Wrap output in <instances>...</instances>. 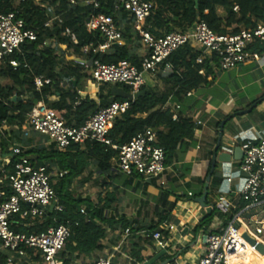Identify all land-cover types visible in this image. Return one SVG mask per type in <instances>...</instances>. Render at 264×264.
<instances>
[{"label":"trees","instance_id":"obj_1","mask_svg":"<svg viewBox=\"0 0 264 264\" xmlns=\"http://www.w3.org/2000/svg\"><path fill=\"white\" fill-rule=\"evenodd\" d=\"M83 1L75 0L72 4L71 0H0V14L18 11V17L24 20L26 29L35 31L37 35L35 42L24 44L22 51L10 55L0 66V123L6 121L11 125L25 126L34 106L38 102H44L50 108L64 112L66 125L80 127L90 115L102 107L95 100L80 99L74 91L75 82L91 77L85 65L97 60L105 64L127 61L140 66V58L135 56L127 45L113 44L104 53L98 51L105 40L99 33L89 32L85 28V23L91 16L106 14L116 20L118 13L127 12L112 0H97L98 8L93 4L84 5ZM146 1L153 4L146 25L155 36L176 31L185 32L199 19L204 20L211 30L221 35L236 34L242 28L250 29L264 23V0ZM218 8L223 10L224 15L218 12ZM55 17L61 22L53 21L46 26ZM47 41L55 43L56 46H43ZM61 46H65V49L62 50ZM253 48L260 50L262 46L257 42ZM200 55L201 53L191 45H186L169 58L173 69L168 80L172 84L173 96L179 101H183L190 92L212 83L208 80L214 74L210 65L211 60L206 57L203 63L199 64L197 59ZM69 57L73 59L69 60ZM12 60L18 63L17 67L10 65ZM162 68L163 66L159 67ZM36 77L50 80V83L37 90L34 84ZM1 79L7 80L8 83L3 84ZM101 85V90L110 88L118 93L108 104L131 98V87L126 84ZM53 96H56V99L50 100L49 97ZM102 97L101 91L100 98ZM159 105L157 95L146 85L142 86L129 110L114 121L108 138L120 148L145 128H154L158 131L157 146L165 151V164L171 166L181 145L194 137L196 125L186 113H182V110L175 113L171 109H157ZM17 150L29 156L32 161L36 160L38 166L46 167L48 172L55 165L67 175L56 183L51 180L58 202L63 207L62 213L48 209L41 217L21 219L16 215L10 225L14 232L41 234L51 227L69 226L73 233L62 252L61 259H64L68 252L84 254L103 252L105 246L102 241L109 229L140 230L139 227H133L128 220H116L110 215L117 201L115 189L101 191L96 203L89 198L75 197L74 191L70 189L76 178L82 176L89 166L105 172L118 168L115 161L118 150L95 142L86 143L82 147L73 145L66 153L58 152L53 145L29 148L27 151ZM13 154L11 163L0 172L1 187L9 195L12 189L6 176L14 171L15 164L20 158L17 153ZM239 163L237 162V166ZM134 176L139 175L133 174L130 177ZM214 179L220 180L218 177ZM82 209L85 213L81 212ZM215 215L223 219L225 225L228 224L223 213ZM213 216L214 214L209 216L206 223H210ZM162 220L164 219L160 218L159 223L147 228L148 241H154L156 233L164 234L159 227ZM29 252L32 254L34 250L31 249ZM258 255L264 260V256ZM135 256L138 262H141L140 253H136ZM18 258V255L0 246V264H9V259H12V264H18ZM37 259L43 263L39 256ZM63 264H69L68 260L65 259Z\"/></svg>","mask_w":264,"mask_h":264},{"label":"built area","instance_id":"obj_2","mask_svg":"<svg viewBox=\"0 0 264 264\" xmlns=\"http://www.w3.org/2000/svg\"><path fill=\"white\" fill-rule=\"evenodd\" d=\"M112 1L133 17L134 29L148 49V53L140 66L132 65L127 61L105 64L93 60L85 67L97 83L130 86L131 98L100 107L80 127L66 125L63 111L50 108L44 102H38L29 114L28 124L23 128L47 137L48 144L53 145L60 153L68 152L73 145L82 147L89 142L110 146L119 151L115 159L119 172L127 176L136 174L147 180L161 181L167 166L165 151L157 146L158 131L147 127L137 133L129 143L119 148L108 138V132L114 121L125 114L134 103L140 88L146 84L147 74L158 72L160 66H163L162 70L171 72L173 68L169 63L170 56L186 45L199 47L208 54L211 64L218 66L222 71L233 70L250 61L259 60V55L250 48L255 42L264 43V23H259L250 29L243 28L236 34L221 35L211 30L204 20L199 19L185 32L176 31L155 36L146 26L153 9L151 2ZM71 3L74 4L75 0H71ZM83 4L99 7L97 0H84ZM18 14V11L0 14V64L15 52L22 51L27 42L37 40L35 31L26 29L24 20L18 17ZM53 21L61 22L55 17L46 26ZM85 28L103 37L105 42L98 49L102 53L109 50L113 44H121L123 40L115 19L106 14L91 16L86 21ZM49 45L45 42L43 46ZM85 50L87 51L88 47ZM203 61L204 55L201 54L197 62L202 64ZM10 65L17 67L18 63L12 60ZM49 83L50 80L42 77L34 79L37 90ZM174 118L176 119V115ZM8 131V123L6 121L0 123V135L3 138H9ZM241 149L243 158L240 160L239 168L227 178V181L231 183L234 176L241 177L242 185L239 191L229 189L227 195H221L214 205L215 211L223 214L232 211L233 217L224 228L207 235L204 253L197 264H230L234 258H244L248 249L264 256V253L258 249L259 245L264 247V221L246 223L242 216L245 210L239 212L242 204H246L247 210L264 201V137L258 140H245ZM6 180L10 183L12 193L7 194L1 187L2 180H0V246L15 253L19 258L25 257L32 249L40 255L44 264H63L61 255L73 233L69 226L51 227L41 234L17 233L10 227L11 220L16 215L21 219L41 217L53 203H56L54 211L62 213L63 207L58 202L51 181L52 176L47 168L38 166L29 156L21 155L14 171L6 176ZM161 184L164 185L165 182L162 181ZM231 194L235 197H231ZM81 212L85 213V210L82 209ZM237 223L240 224L238 228H236ZM130 232V229L125 230L126 238L130 236ZM248 239L254 241V244ZM154 240L160 247L166 246L160 233L154 235ZM8 263L12 264V259H9ZM94 264H113V261L111 257H100Z\"/></svg>","mask_w":264,"mask_h":264},{"label":"crops","instance_id":"obj_3","mask_svg":"<svg viewBox=\"0 0 264 264\" xmlns=\"http://www.w3.org/2000/svg\"><path fill=\"white\" fill-rule=\"evenodd\" d=\"M218 12L224 15L221 8H218ZM115 21L123 34V40L119 45H127L142 61L148 49L134 29L133 17L128 13L120 12ZM47 42L51 46L52 42ZM259 44L262 46L260 50H255L253 45L250 48L259 55V60L250 61L229 71H222L218 66L210 64L214 72L208 78L212 81L211 85L190 92L183 101H179L171 92L172 84L168 80L170 71L159 69L154 74H147L145 85L160 101L157 109H171L175 113L182 110V113H186L196 125L194 137L181 145L174 164L167 166L161 181L147 180L141 176L130 177L119 172L118 168L107 172L98 171L94 166H89L82 176L76 178L70 187L72 191L88 189L92 186L98 187L100 192L105 189L109 191L115 189L117 201L110 215L116 220L126 219L133 227H139L140 230H130V236L126 238L125 230L130 228L109 229L106 238L102 241L105 246L103 252L92 254L68 252L65 258L61 259L62 262L66 259L69 264H94L98 258L105 256L111 257L113 264H197L199 262L205 250V235L227 225L223 219L215 215L220 213L215 210L211 212V215L214 214L211 222L206 223L211 215L196 203V199L203 195L206 178L211 171L212 156L217 145L221 122L226 120L220 151L233 154L234 149L237 146L241 147L245 140H258L264 137V43L259 42ZM54 45L56 46L55 43ZM191 47L203 54L204 58H209L208 54L196 45ZM61 49L64 50L65 46H61ZM101 88L102 85L91 77L74 83V91L80 99L95 100L99 105L104 106L118 93L115 89L101 90ZM101 91L102 98H100ZM49 99L55 100L56 96ZM257 100L259 101L255 103ZM249 109H251L249 112L239 114ZM25 126L8 124L9 138L5 139L0 135V172L11 163L13 153H17L19 157L23 155L17 149L27 151L29 148L49 146L47 137L23 128ZM25 147L26 149H23ZM34 162L38 165L36 160ZM237 162L240 161L232 160L224 164L222 172L216 170L212 174L207 198L210 204L215 205L221 195H227L229 189L239 191L242 185L241 177L234 176L231 183L227 181V178L238 170ZM49 173L54 183L67 175L55 165L51 167ZM61 174L63 176H60ZM0 180H2L1 176ZM162 181L165 182L164 185L161 184ZM73 195L77 197L76 192ZM231 197L235 195L231 194ZM245 206L246 204H242L239 212L245 210L242 216L246 223L264 221V201L247 210ZM227 214H229V219H226L228 223L233 217L232 211ZM160 218L164 219L159 225L164 231L162 235L166 244L164 248L160 247L156 240L148 241L146 236L147 228L159 223ZM136 253H140L141 262H138ZM246 254L252 256L256 264H264V260L253 250L248 249ZM38 256L39 260H42L38 253L28 252L25 257L18 258V264H44L38 261ZM235 263L234 260L230 262V264Z\"/></svg>","mask_w":264,"mask_h":264},{"label":"water","instance_id":"obj_4","mask_svg":"<svg viewBox=\"0 0 264 264\" xmlns=\"http://www.w3.org/2000/svg\"><path fill=\"white\" fill-rule=\"evenodd\" d=\"M253 106L255 107L256 104H254ZM250 110L251 109H249L248 111H243V112H241L239 114L240 115L241 114H245V113L249 112ZM225 124H226V120L222 121L221 124H220L217 145H216L215 151H214L213 156H212V161H211V171H210L208 177L206 178V183H205V186H204L203 195L196 199V203H198L202 208H204L208 212L209 215H211V212L214 210V205L210 204L207 201L212 174L216 170L218 172H222L224 164L230 163L232 160L240 161L243 158V151H242L240 146H237L234 149L233 154H230V153L225 152V151H220L221 148H222L221 146H222V138H223V131H224ZM55 205H56V203H53V205L51 206V210L54 209ZM206 239H207V235H205V237H204L205 241H206ZM249 241L252 244H254V241H252V240H249ZM258 249L262 253H264V247L262 245H259ZM151 262H153V261H151ZM162 264H165V263H162Z\"/></svg>","mask_w":264,"mask_h":264},{"label":"rangeland","instance_id":"obj_5","mask_svg":"<svg viewBox=\"0 0 264 264\" xmlns=\"http://www.w3.org/2000/svg\"><path fill=\"white\" fill-rule=\"evenodd\" d=\"M51 46H55L54 43H51ZM59 53V52H58ZM2 83L3 84H7L8 81L7 80H4V79H1ZM74 192H76V196H79V197H86V198H89L91 199L94 203L97 202L98 200V195L100 193V189H98V187L96 186H92L88 189H82V190H75ZM226 219H229V214H226ZM240 226V224H236V228H238Z\"/></svg>","mask_w":264,"mask_h":264},{"label":"bare ground","instance_id":"obj_6","mask_svg":"<svg viewBox=\"0 0 264 264\" xmlns=\"http://www.w3.org/2000/svg\"><path fill=\"white\" fill-rule=\"evenodd\" d=\"M234 260V262H236V263H243V264H256V262H255V260H254V258L252 257V256H250V255H245V257L244 258H239V259H233Z\"/></svg>","mask_w":264,"mask_h":264}]
</instances>
